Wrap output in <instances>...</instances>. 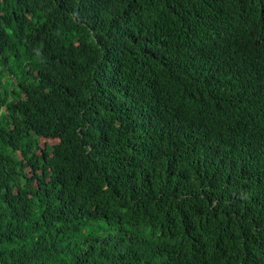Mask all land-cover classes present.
I'll use <instances>...</instances> for the list:
<instances>
[{"label": "trees", "instance_id": "1", "mask_svg": "<svg viewBox=\"0 0 264 264\" xmlns=\"http://www.w3.org/2000/svg\"><path fill=\"white\" fill-rule=\"evenodd\" d=\"M0 264H264V0H0Z\"/></svg>", "mask_w": 264, "mask_h": 264}, {"label": "clouds", "instance_id": "2", "mask_svg": "<svg viewBox=\"0 0 264 264\" xmlns=\"http://www.w3.org/2000/svg\"><path fill=\"white\" fill-rule=\"evenodd\" d=\"M220 29H222V27L220 26ZM215 43V42H214ZM166 72H172L175 70V61L172 62L170 65L166 66ZM181 243V242H179Z\"/></svg>", "mask_w": 264, "mask_h": 264}]
</instances>
